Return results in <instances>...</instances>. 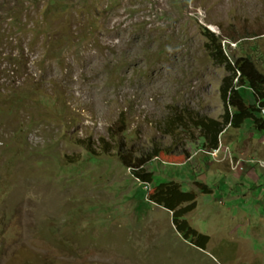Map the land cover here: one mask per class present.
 <instances>
[{
  "label": "rangeland",
  "instance_id": "374dc122",
  "mask_svg": "<svg viewBox=\"0 0 264 264\" xmlns=\"http://www.w3.org/2000/svg\"><path fill=\"white\" fill-rule=\"evenodd\" d=\"M260 33L264 0H0V264H264V128L231 126L264 118ZM163 179L207 249L149 201Z\"/></svg>",
  "mask_w": 264,
  "mask_h": 264
},
{
  "label": "trees",
  "instance_id": "16d2710c",
  "mask_svg": "<svg viewBox=\"0 0 264 264\" xmlns=\"http://www.w3.org/2000/svg\"><path fill=\"white\" fill-rule=\"evenodd\" d=\"M206 33L209 37L216 36V33H214L211 29L206 28ZM263 34V35H262ZM228 35V34H227ZM259 38L264 36V33L257 34ZM230 38L229 40H233L235 42H239L241 47L248 44V41L251 40H240L247 37H255L251 34L244 35L243 37H236L228 35ZM258 79H262L264 82V74H257ZM171 118H175V115L171 116ZM176 118L172 121L170 119L169 124H167V127L171 128L175 124H180V121H182L179 118ZM253 120L255 123H257L260 128H264V118H258L256 116L255 112H252L248 108L245 110H241L239 112H235L233 115V119L231 122V126L234 128H241V126L246 122V120ZM195 126H197L201 131V138L204 139V144L207 147L210 146L211 149L219 148L221 143V137L223 136V133L227 131V127L224 123H222L220 120L211 118L207 115L197 117L195 120H190ZM183 122V121H182ZM168 132H171L169 130ZM115 137L112 136V139ZM103 141H101V144ZM205 147V148H206ZM159 152H153L147 157L141 158L138 163L133 162L130 166L132 167V170L137 178L141 181L142 184L145 185H151L154 181V173L150 171H146V165L149 164L156 156H159ZM154 161V160H153ZM168 179H163L162 183L156 186L155 192L150 196L149 201H153L155 203H158L160 205L165 206L166 208L174 211V223L177 226V229L181 234L187 239L189 237H192L193 243H195L197 246L203 249H207L209 242H210V236L207 234H204L200 232L199 230L195 229L190 222L186 219V214L189 213L191 210H193L196 206V198L197 194L195 191H183L182 186L175 184L172 181H167ZM204 185L203 183H201ZM185 202H189L187 206H182Z\"/></svg>",
  "mask_w": 264,
  "mask_h": 264
},
{
  "label": "built area",
  "instance_id": "2783aa9c",
  "mask_svg": "<svg viewBox=\"0 0 264 264\" xmlns=\"http://www.w3.org/2000/svg\"><path fill=\"white\" fill-rule=\"evenodd\" d=\"M262 113L264 115V107H262ZM211 151H212L213 154H218L220 152V147L216 148V149H212Z\"/></svg>",
  "mask_w": 264,
  "mask_h": 264
},
{
  "label": "crops",
  "instance_id": "0c3cea01",
  "mask_svg": "<svg viewBox=\"0 0 264 264\" xmlns=\"http://www.w3.org/2000/svg\"><path fill=\"white\" fill-rule=\"evenodd\" d=\"M228 128H229V126L227 127V129H228ZM225 133H227V132L225 131ZM225 133L223 134V136L225 135ZM220 146H221V144H220ZM220 146H219V147H220Z\"/></svg>",
  "mask_w": 264,
  "mask_h": 264
},
{
  "label": "bare ground",
  "instance_id": "6f19581e",
  "mask_svg": "<svg viewBox=\"0 0 264 264\" xmlns=\"http://www.w3.org/2000/svg\"><path fill=\"white\" fill-rule=\"evenodd\" d=\"M147 187H151L150 185H147Z\"/></svg>",
  "mask_w": 264,
  "mask_h": 264
}]
</instances>
